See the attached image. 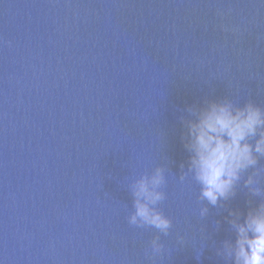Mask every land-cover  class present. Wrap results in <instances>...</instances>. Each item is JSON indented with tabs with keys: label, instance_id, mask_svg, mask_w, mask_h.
<instances>
[{
	"label": "water",
	"instance_id": "water-1",
	"mask_svg": "<svg viewBox=\"0 0 264 264\" xmlns=\"http://www.w3.org/2000/svg\"><path fill=\"white\" fill-rule=\"evenodd\" d=\"M225 96L264 107L260 0H0V264H225L228 209L259 198L241 180L201 218L178 119ZM158 164L167 236L127 222Z\"/></svg>",
	"mask_w": 264,
	"mask_h": 264
},
{
	"label": "clouds",
	"instance_id": "clouds-1",
	"mask_svg": "<svg viewBox=\"0 0 264 264\" xmlns=\"http://www.w3.org/2000/svg\"><path fill=\"white\" fill-rule=\"evenodd\" d=\"M217 15L223 17L226 12L218 9ZM221 28L234 31L224 25ZM178 119L183 126L181 141L188 153L187 171H182L179 179L190 176L199 185L198 199L207 201L199 207L201 218L208 213L207 205L216 206L232 197L241 180L247 192L259 198L255 203L249 200L243 213L228 209L226 219L234 238L223 240L216 254L225 264H264V186L258 180L264 166H257L258 159L264 157V107L252 100L240 104L227 96L206 97L201 104L189 105ZM180 167L183 169L184 164ZM248 169L251 172L245 175ZM164 173L158 164L129 181L132 210L127 222L137 227L150 226L167 236L172 221L158 207L166 196ZM149 244L150 258L163 248L159 236ZM200 254L197 249V260Z\"/></svg>",
	"mask_w": 264,
	"mask_h": 264
}]
</instances>
